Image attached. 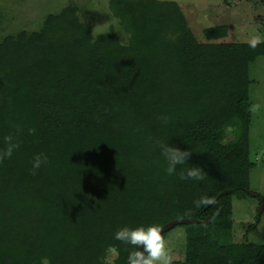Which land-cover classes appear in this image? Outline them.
<instances>
[{"label": "trees", "instance_id": "trees-1", "mask_svg": "<svg viewBox=\"0 0 264 264\" xmlns=\"http://www.w3.org/2000/svg\"><path fill=\"white\" fill-rule=\"evenodd\" d=\"M110 8L128 46L110 34L92 39L72 7L0 40V149L8 135L20 145L0 163V264H127L134 249L114 238L119 228L206 216L176 225L186 237L184 259L173 264H264V243L231 240L229 201L247 194L253 167L247 69L264 42L217 41L223 24L204 28L198 42L174 1L112 0ZM140 43L141 59L124 66ZM124 111L126 125L144 129L133 138L116 136ZM156 139L191 158L168 175ZM38 153L48 162L32 175ZM192 166L204 170L202 181L180 179ZM223 189L231 191L213 200ZM201 197L213 201L197 207Z\"/></svg>", "mask_w": 264, "mask_h": 264}, {"label": "rangeland", "instance_id": "rangeland-1", "mask_svg": "<svg viewBox=\"0 0 264 264\" xmlns=\"http://www.w3.org/2000/svg\"><path fill=\"white\" fill-rule=\"evenodd\" d=\"M112 0H0V40L7 35H16L23 31H37L43 19L57 15L64 7H72L78 22L87 25L89 35L110 34L123 46L129 45V31L110 8ZM154 1V0H149ZM177 3L187 27L198 42H205L203 29L214 25H225L226 35L217 41L264 42V0H155ZM123 56V65L130 66L141 53L146 51L144 44H134L132 52ZM145 56V55H144ZM247 76L250 120L247 132L249 160L253 167L248 174V189L260 196L264 195V54L256 56L248 64ZM128 114V113H127ZM126 113L121 112L116 136L132 134L131 138L144 129L126 125ZM131 126V127H130ZM141 126V125H140ZM117 129V127H115ZM125 132V133H123ZM136 136V135H135ZM134 136V137H135ZM137 138V137H136ZM226 138H231L227 132ZM134 140V139H132ZM136 140V139H135ZM133 143V142H132ZM231 205V240L239 243L247 240L264 243V203L257 212L258 199L236 191L229 197ZM257 216V219H256ZM254 227L246 232V228ZM186 230L175 226L163 237L173 260L184 259ZM116 252L109 249L105 260L112 262Z\"/></svg>", "mask_w": 264, "mask_h": 264}, {"label": "clouds", "instance_id": "clouds-1", "mask_svg": "<svg viewBox=\"0 0 264 264\" xmlns=\"http://www.w3.org/2000/svg\"><path fill=\"white\" fill-rule=\"evenodd\" d=\"M257 41L252 39L249 41L251 47H256ZM164 123L168 122V117H161ZM30 135H35L36 129L28 130ZM152 138L149 137V140ZM4 148L0 149V163L5 159H10L13 152L19 148V142L12 135L3 138ZM155 146L159 147L161 154L167 162L165 171L168 175L176 173L178 165H184L191 158L192 152L182 150L179 147L164 143L159 139L154 141ZM48 162V156L45 153H38L33 157L31 174L36 175L38 169ZM180 179H192L202 181L205 178L204 170L199 166H192L186 171L180 172ZM207 197H201L195 201L197 207L201 204L208 203ZM161 228L156 224L148 226H138L134 228L122 227L115 232L114 238L122 243L132 246L134 249L130 251L127 257V264H173V257L168 249L167 242L161 235ZM142 249V250H141ZM44 264H48L45 260Z\"/></svg>", "mask_w": 264, "mask_h": 264}, {"label": "water", "instance_id": "water-1", "mask_svg": "<svg viewBox=\"0 0 264 264\" xmlns=\"http://www.w3.org/2000/svg\"><path fill=\"white\" fill-rule=\"evenodd\" d=\"M248 195L250 196H253V197H256V194L255 192L253 191H250L249 189L247 188H244L243 189ZM230 189H223L221 190L214 198L213 200H215L219 195H226L228 193H230ZM258 199V207H257V212L260 213L261 209H262V206H263V200L261 197H257ZM212 200V201H213ZM212 201L208 202L206 205H205V208H207L211 203ZM208 222L209 221V216H206L204 219L202 220H198V219H195V218H190V217H187V218H174V219H171L169 221H166L165 223H163L162 225H160L159 227L161 228L162 233H165L166 231L172 229L173 227H175L176 225H179V224H186V223H197V222ZM142 250V249H141Z\"/></svg>", "mask_w": 264, "mask_h": 264}]
</instances>
